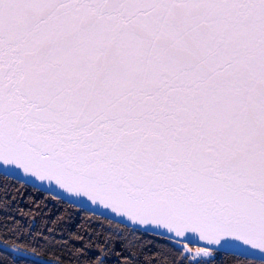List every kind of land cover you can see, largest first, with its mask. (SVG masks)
<instances>
[{
	"label": "snow or ice",
	"instance_id": "1",
	"mask_svg": "<svg viewBox=\"0 0 264 264\" xmlns=\"http://www.w3.org/2000/svg\"><path fill=\"white\" fill-rule=\"evenodd\" d=\"M13 180L91 212L76 264H264V0H0Z\"/></svg>",
	"mask_w": 264,
	"mask_h": 264
},
{
	"label": "trees",
	"instance_id": "2",
	"mask_svg": "<svg viewBox=\"0 0 264 264\" xmlns=\"http://www.w3.org/2000/svg\"><path fill=\"white\" fill-rule=\"evenodd\" d=\"M7 192L0 190V243L16 251L35 255L45 260L57 264H76L75 258L70 254L73 245H80L70 234L77 231L84 234V228L81 227L82 220L91 221L93 219L90 212L77 211L76 208H70L69 203L62 201L56 202L55 197L43 191H36L30 185L22 186L15 180L10 182ZM35 201L36 203H33ZM40 208L37 211L36 205ZM47 204V207L43 205ZM64 215V223L58 228L54 221L59 215ZM105 226L107 222L105 221ZM92 227H97L92 224ZM54 231L49 233L48 229ZM19 229V231H15ZM85 239L87 237L85 236ZM143 242L151 241L146 252L155 254L157 248L168 243L162 237L153 233L142 234ZM65 241H69L65 244ZM190 247L193 245H189ZM116 250H121V245H116ZM234 257L248 259L259 264V260L237 256L234 254L223 255L220 259L223 264H232ZM121 258L115 252L110 253L107 264H118ZM180 259V257H176ZM0 264H43L22 256L16 252L0 248Z\"/></svg>",
	"mask_w": 264,
	"mask_h": 264
},
{
	"label": "water",
	"instance_id": "3",
	"mask_svg": "<svg viewBox=\"0 0 264 264\" xmlns=\"http://www.w3.org/2000/svg\"><path fill=\"white\" fill-rule=\"evenodd\" d=\"M33 179H34V178H33ZM40 183H41V182L36 181V184H37V185H39ZM40 191H43V192H45V193H48V194L54 196V194L49 193V192H48L46 189H44V188H41ZM60 191H62V190H60ZM66 195H67V194L65 193V196H66ZM74 199H75V198H74ZM65 202H67V201H65ZM67 203H68V202H67ZM89 204H90V202H89ZM92 207L95 208V207H97V206L93 205ZM102 211H104V210H102ZM89 212H90V211H89ZM90 213H91V212H90ZM97 215H99V213H97ZM117 219H119V218H117ZM153 234H154V233H153ZM202 243H203V242H200V244H202ZM189 245H193V244H189ZM195 246H200V245H199V244H196ZM0 248L5 249V250H8V251L16 252V253H18V254H20V255H22V256L28 257V258H30V259H32V260H35V261L40 262V263H43V264H57V263H54V262H51V261L45 260V259H43V258L37 257V256L32 255V254H28V253L21 252V251H16V250H14V249H12V248L6 246V245H3V244H1V243H0ZM252 251H257V250H252ZM230 254H234V255H237V256L246 257V258H250V259H254V260H259V257H253V256H251V255H248V256H242L240 253H231V252H230Z\"/></svg>",
	"mask_w": 264,
	"mask_h": 264
}]
</instances>
